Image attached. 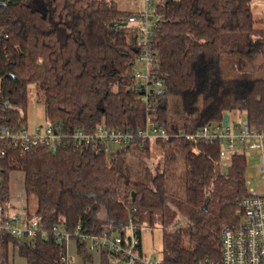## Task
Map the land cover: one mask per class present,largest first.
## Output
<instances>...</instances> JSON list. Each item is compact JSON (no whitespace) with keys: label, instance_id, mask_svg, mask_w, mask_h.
<instances>
[{"label":"trees","instance_id":"trees-1","mask_svg":"<svg viewBox=\"0 0 264 264\" xmlns=\"http://www.w3.org/2000/svg\"><path fill=\"white\" fill-rule=\"evenodd\" d=\"M1 1V125L24 126L32 86L41 95L45 120L62 125L64 133L99 124L136 129L148 115L175 131L220 122L235 108L253 127L264 128V76H224L226 66L241 59L264 62V30L255 28L251 0L155 1L160 20L148 46L156 52L154 77L164 93L150 105L134 88L131 66L140 46L127 17L135 11L118 8L115 0ZM156 142L163 165L151 167L147 145L106 153L65 139L56 151L23 152L0 139V201L8 203L10 174L20 171L26 196L36 199L28 215L48 230L63 223L70 232L98 234L131 223L140 237L145 224L161 231V264L216 261L222 227L243 214L249 157L233 154L223 169L220 141ZM75 249L83 263L92 260L85 240L76 239ZM65 254V242L50 233L0 235V264H11L14 256L25 264H64Z\"/></svg>","mask_w":264,"mask_h":264},{"label":"built area","instance_id":"built-area-1","mask_svg":"<svg viewBox=\"0 0 264 264\" xmlns=\"http://www.w3.org/2000/svg\"><path fill=\"white\" fill-rule=\"evenodd\" d=\"M155 1L143 0L142 9L127 17V23L136 29L131 37L140 46V52L131 66L134 88L140 92L139 100L147 105H150L153 96H162L164 93L162 82L154 77L153 69L158 67L156 52L148 46L152 31L160 20V16L154 12ZM153 110L156 112L157 107ZM40 128L41 126L35 132H28L26 126L15 130L0 124V139L10 140L23 152L43 147L56 151L61 144L65 145V139H69L106 153L126 146H149L152 142L158 145L156 141L169 143L174 138L186 142L220 141L221 168H226L233 154L242 153L245 157H250L253 153L264 178V128L256 129L246 118L232 123L229 119L225 126L222 121L194 128L179 125L175 131H170L151 115L147 116L143 127L136 129H113L99 124L92 131L75 128L71 133H64L62 125L50 120H46L44 128ZM0 155H4L3 151ZM251 177L252 174L247 173V183ZM8 207V203L0 201V235L27 239L37 234L50 233L65 244L71 239L85 240L87 249L93 254H102L106 264H161L160 259L151 258L143 251L141 239L131 223L123 229L108 226L98 234L82 233L78 228L75 232H70L63 223H56L48 230L38 219L29 217L25 206L13 214ZM241 207V219L237 223L225 224L221 229L219 258L216 261L198 259L195 264H264V192L257 193L248 189ZM61 261L69 264L67 252Z\"/></svg>","mask_w":264,"mask_h":264},{"label":"rangeland","instance_id":"rangeland-1","mask_svg":"<svg viewBox=\"0 0 264 264\" xmlns=\"http://www.w3.org/2000/svg\"><path fill=\"white\" fill-rule=\"evenodd\" d=\"M118 8L125 11H136L143 7V0H115ZM251 11L253 17L256 20L255 28L264 30V0H251ZM264 62L260 58L256 57L253 60L241 59V63L235 65V67L226 66L224 76L230 79H239L240 77L247 78L249 80L255 77L264 76ZM140 69V68H139ZM30 86V90L27 98V110L25 113V123L28 132H35L36 129L41 126L44 128L46 120L44 118L43 104L41 100V95L34 94L35 91ZM230 122H237L242 120L245 115L240 109H232L226 114ZM40 128V129H41ZM148 150L150 152L148 164L152 167L157 163L163 165V156L161 148L154 142L150 143ZM127 157L132 163H139L138 156L130 155L127 152ZM226 163V162H225ZM248 167L247 173L252 174L247 184L248 189H252L257 193L264 192V178L263 173L258 169L257 157L252 153L247 159ZM141 171L140 168L135 167L133 172L138 174ZM9 212L13 214L17 212L22 207H26L29 212H33L36 207V199L33 195L26 196L23 186H22V172L13 171L10 174V191L8 200ZM140 239L143 251L151 258L160 259L161 251V231L158 227L149 228L143 224L141 226ZM75 242V239H71ZM70 261L73 260L71 255ZM11 264H23V261L18 256L13 258Z\"/></svg>","mask_w":264,"mask_h":264},{"label":"crops","instance_id":"crops-1","mask_svg":"<svg viewBox=\"0 0 264 264\" xmlns=\"http://www.w3.org/2000/svg\"><path fill=\"white\" fill-rule=\"evenodd\" d=\"M66 252H67L69 257H71V255L73 256V260H71V262L69 264H100V260H99V257L97 254L93 255V258L90 262L87 261V262L83 263L81 261L80 256H78V254L76 252L75 242H72L71 240L66 244ZM13 258H12V261H13ZM22 261H23V264H25L23 259H22Z\"/></svg>","mask_w":264,"mask_h":264},{"label":"water","instance_id":"water-1","mask_svg":"<svg viewBox=\"0 0 264 264\" xmlns=\"http://www.w3.org/2000/svg\"><path fill=\"white\" fill-rule=\"evenodd\" d=\"M0 4H3L1 0H0ZM110 25H114V23H110ZM118 25L125 26L126 22H119ZM228 120H229V117L227 115H224L222 118V123L224 126L227 124Z\"/></svg>","mask_w":264,"mask_h":264}]
</instances>
